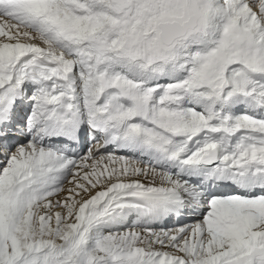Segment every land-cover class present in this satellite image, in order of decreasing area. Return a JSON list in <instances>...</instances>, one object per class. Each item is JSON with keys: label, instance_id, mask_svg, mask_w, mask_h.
<instances>
[{"label": "snow or ice", "instance_id": "snow-or-ice-1", "mask_svg": "<svg viewBox=\"0 0 264 264\" xmlns=\"http://www.w3.org/2000/svg\"><path fill=\"white\" fill-rule=\"evenodd\" d=\"M0 264H264V0H0Z\"/></svg>", "mask_w": 264, "mask_h": 264}]
</instances>
